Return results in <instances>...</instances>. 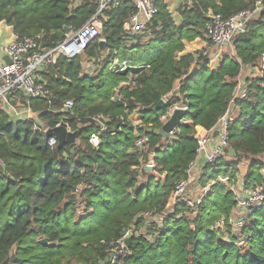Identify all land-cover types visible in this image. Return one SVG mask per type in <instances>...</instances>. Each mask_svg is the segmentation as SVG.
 <instances>
[{
	"label": "trees",
	"instance_id": "obj_1",
	"mask_svg": "<svg viewBox=\"0 0 264 264\" xmlns=\"http://www.w3.org/2000/svg\"><path fill=\"white\" fill-rule=\"evenodd\" d=\"M178 1L156 0L147 35L135 39L124 35L134 13L130 0L97 16L101 34L83 52L101 60L97 74L83 72V53L61 57L40 73L49 99L31 101L32 111L48 129L64 123L78 130L73 146L49 147L32 121L0 110V264H108L124 230L129 254L119 264H264V201L250 207L243 228L232 233L228 219L237 201L226 185L238 174L245 190L264 182L258 161L264 155V23H249L233 39V54L211 62L202 55L211 16L227 19L255 0ZM96 12L89 0H0V23L12 29L13 41L30 38L43 48L56 46L66 29L76 32ZM116 60L123 72L112 69ZM247 69L260 74L241 79ZM167 96L188 107L187 123L171 140L159 134L163 110H153ZM66 101L73 103L69 112L62 111ZM227 110L233 115L224 150L229 161L204 165L207 181L199 193L206 192L198 205L172 204L196 157L197 138ZM98 114L109 122L93 146L89 118ZM144 132L154 153L151 171L135 148ZM154 214L161 219L148 221Z\"/></svg>",
	"mask_w": 264,
	"mask_h": 264
},
{
	"label": "built area",
	"instance_id": "obj_2",
	"mask_svg": "<svg viewBox=\"0 0 264 264\" xmlns=\"http://www.w3.org/2000/svg\"><path fill=\"white\" fill-rule=\"evenodd\" d=\"M97 6L96 15L91 18L84 26L75 33H66L64 39L52 48H43L40 43L30 38L15 39L9 44L0 48V110L8 112L10 117L16 121H32L33 129L38 131L45 137L49 130L38 122L37 114L32 111L31 101L38 99H49V92L45 84L40 81V73L54 65L61 57L71 60L80 56L87 46L100 36L101 25L96 19L103 11L111 8H117L124 0H89ZM134 13L128 17L124 23V35L129 38L145 37L154 17L157 14L155 5L156 0H131ZM80 3L81 0H78ZM264 0H255L254 5L243 11H240L231 17L224 19L220 15H213L205 27V38L209 41V46L202 52L203 56H208L211 62H216L220 56V49L230 47L232 49L233 39L247 32L248 24L253 21L261 20L264 23ZM4 58L9 60L6 63ZM264 58H262V63ZM118 62L114 61L112 69L114 71L123 72L125 65L118 66ZM18 95L23 98L16 102L14 97ZM166 103V107L160 114L159 120L163 125L169 120L173 112L178 109L187 111L188 107L175 102H169V96L162 99ZM73 108L72 101L64 102L62 111L69 112ZM91 123L95 127V131L89 137V143L93 146L99 144L100 133L106 131L109 118L102 115H94L90 118ZM233 121V115L229 110L219 119L217 124L209 130L203 131L197 138L198 148L196 150L195 159L189 164L186 171L187 178L179 182L172 195V204H187L193 208L198 205L206 192L193 195L192 181L194 180V170L198 167L203 168L204 165L214 164L219 158L225 156L224 150L228 147L227 129ZM182 125L187 123L182 120ZM60 124L56 125L58 127ZM67 132H73L70 127L65 124ZM178 129H174L167 135L168 140L174 138ZM47 145L55 147L58 143L55 137H49ZM217 139V142H215ZM135 148L141 158L146 159L145 168H154V153L149 149V139L146 133L136 136ZM221 183L226 184L227 180L220 178ZM237 208L248 209L253 206L261 205L264 201V191L245 190L241 196L235 197ZM246 218V217H245ZM247 219V218H246ZM243 221V222H242ZM245 219H239V225H244ZM234 221L228 219V223L234 226ZM222 226V221H219ZM124 238L117 242L118 247L110 252L108 264H119L120 260L129 254L124 243Z\"/></svg>",
	"mask_w": 264,
	"mask_h": 264
},
{
	"label": "rangeland",
	"instance_id": "obj_3",
	"mask_svg": "<svg viewBox=\"0 0 264 264\" xmlns=\"http://www.w3.org/2000/svg\"><path fill=\"white\" fill-rule=\"evenodd\" d=\"M178 1V0H177ZM179 2V1H178ZM100 31H101V28H100ZM69 33H75V32H69ZM221 53L220 54H233V50L230 48V47H224V48H221L220 49ZM81 60L83 61V64H84V67H83V72L89 76H92V75H95L98 73L100 67H101V63L99 61L96 60V62L94 64L90 63L89 59L87 58L86 54L83 53V55L80 57ZM86 63H90L89 65H85ZM248 71L246 70H243L242 71V76H241V79H243L244 76H253V75H258L260 74L257 70H251V69H247ZM136 119V118H135ZM131 122L134 123V119H131ZM146 129V128H144ZM215 142H217V139H215ZM225 158L224 160L226 161H229V157H228V154L225 153V156L223 157ZM221 159V158H220ZM258 161L260 163V167H259V173H260V176H262V178L264 179V155L258 157ZM247 163L245 162V160L242 162V164L240 165V169L241 171L244 173L246 171V168H247ZM153 169V168H151ZM149 171H151L149 169ZM209 173H211V169H208ZM204 173V169L201 168V167H198V169L194 170V180L192 181V193L193 195L197 194L200 190V188L202 187L203 185V180H206L207 181V178H205L202 174ZM215 180V179H214ZM213 179L209 180V182H212L214 181ZM199 184V185H198ZM227 185V188H230L231 190H233V193L235 195V197H240L241 196V193L243 191H245V188H244V181L241 177L240 174H238L236 176V180L233 182V184L229 183V184H226ZM250 190V192L252 191H264V182L261 184V185H256V187L254 188H250L248 189ZM168 210H171V208H168ZM188 216H195V212L190 215V214H187ZM249 215V210L244 208V209H240V208H235L232 212V214L230 215V219L231 221H234L235 222L233 223L234 226H232V230L231 232L232 233H235L237 234L238 231L243 228V224L242 225H239V222H236L238 221L239 219L241 218H247V216ZM147 219L148 221H155V220H158L159 217L156 216L155 214L154 215H147ZM161 219V218H160ZM159 219V220H160ZM158 220V221H159ZM243 222V221H242ZM244 224H245V221H244ZM224 235H227V233L224 231Z\"/></svg>",
	"mask_w": 264,
	"mask_h": 264
},
{
	"label": "water",
	"instance_id": "obj_4",
	"mask_svg": "<svg viewBox=\"0 0 264 264\" xmlns=\"http://www.w3.org/2000/svg\"><path fill=\"white\" fill-rule=\"evenodd\" d=\"M69 32L70 30L66 29V33H69ZM98 45H99V51L102 52L105 49V41L100 40ZM4 60L6 63H9V60L7 58H4ZM115 100H117V97L115 98ZM165 107H166V103L163 100H160L156 104V106L153 108V110L158 112V111H162ZM185 116H186L185 110H182V109L175 110L172 116L169 118V120L161 126L159 130V134L163 138H166L167 135L171 133L175 128L178 129L182 126L181 121L184 120ZM78 133H79L78 130L73 131V132H67L65 129V124L61 123L58 127L49 129L46 132L45 137L46 138L55 137L58 141L57 148L59 149L64 146H73L78 136ZM145 169L148 171L149 169L152 170L149 167H146ZM122 237L125 239L124 243L126 247H128L130 244V238L128 237V230L123 231Z\"/></svg>",
	"mask_w": 264,
	"mask_h": 264
},
{
	"label": "crops",
	"instance_id": "obj_5",
	"mask_svg": "<svg viewBox=\"0 0 264 264\" xmlns=\"http://www.w3.org/2000/svg\"><path fill=\"white\" fill-rule=\"evenodd\" d=\"M73 1L75 4H79L78 0H73ZM130 2L132 3L131 0H130ZM11 36H12V38H11ZM13 37H14V35L12 32V29L10 27L4 25L3 23H0V48L3 45L11 43L13 41ZM187 48H189V47H187ZM89 61L92 64H94L96 62L95 59H89ZM97 61H101V60H97ZM116 61H118V60H116ZM90 63H86L85 65H89ZM82 66L84 67V64Z\"/></svg>",
	"mask_w": 264,
	"mask_h": 264
}]
</instances>
